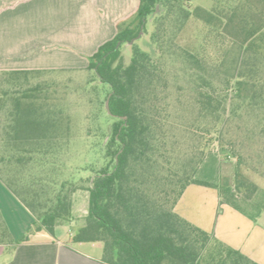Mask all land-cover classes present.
Segmentation results:
<instances>
[{"label":"trees","instance_id":"1","mask_svg":"<svg viewBox=\"0 0 264 264\" xmlns=\"http://www.w3.org/2000/svg\"><path fill=\"white\" fill-rule=\"evenodd\" d=\"M188 1L139 0L136 13L123 20L117 34L90 57L87 69L94 71L95 77L108 88L105 113L113 121L104 133L105 163L88 179L85 223L71 240L102 242V260L108 264H204L202 254L211 240L219 244L216 264H259L175 210L186 188L198 184L218 189L220 206L228 204L257 220L261 210L250 213L240 203L242 198L250 200L257 190V185L242 172L241 160L233 182L218 184L170 167L164 177L162 157L164 160L167 157L160 154L157 130L162 120L157 119L158 106L147 103L140 93L146 80L152 83L153 55L136 40L132 43L130 61L124 62L123 45L146 32L151 19L174 11L182 16L183 25L192 15L186 6ZM194 12L212 26L219 17L201 7ZM187 54L191 60L196 59L192 53ZM51 72H0V177L40 221L38 228L44 227L54 234L58 224L71 220L73 194L78 188L73 180L59 183L44 173L49 163L58 158L59 149L73 141L71 113L65 112L60 103L57 107L54 97L40 85L42 81L31 84L34 76ZM237 76L234 84L237 103L256 105L255 96L249 93L254 90V81L242 74ZM211 98L206 101L213 105ZM213 160L212 172L216 174L218 154ZM243 189L246 196L240 197ZM0 240L12 242L3 222ZM215 260L213 256L208 263L214 264Z\"/></svg>","mask_w":264,"mask_h":264},{"label":"rangeland","instance_id":"2","mask_svg":"<svg viewBox=\"0 0 264 264\" xmlns=\"http://www.w3.org/2000/svg\"><path fill=\"white\" fill-rule=\"evenodd\" d=\"M186 6L192 15L183 25L182 16L173 11L151 19L147 31L135 40L153 55L152 83L146 80L140 93L147 103L158 106L157 119L162 120L157 129L159 150L167 157H162L164 177L170 167L218 184L233 182L241 160L242 172L257 190L248 201L240 198V203L250 213L258 209L261 213L254 220L238 211L264 231V0H189ZM197 7L219 16L214 26L194 12ZM123 47L124 62L128 63L132 43ZM188 52L196 59L191 60ZM240 74L255 83L249 92L256 98L254 106L236 101L234 84ZM95 76L87 68L56 69L31 79L33 85L42 81L40 85L54 97L57 107L73 117V141L59 149L58 158L52 157L55 162H50L44 173L59 183L74 181L78 189L72 218L80 225L88 213V179L105 163L104 133L113 121L105 113L108 88ZM211 96L213 105L206 101ZM216 154L219 163L215 174ZM239 195L246 196V190ZM223 211L219 204L213 228ZM72 229L77 232L78 224ZM218 247L216 241L209 242L202 254L204 264H212L208 261L213 256L216 264Z\"/></svg>","mask_w":264,"mask_h":264},{"label":"crops","instance_id":"3","mask_svg":"<svg viewBox=\"0 0 264 264\" xmlns=\"http://www.w3.org/2000/svg\"><path fill=\"white\" fill-rule=\"evenodd\" d=\"M139 0H0V72L86 69L90 57L134 15ZM213 188L214 191H210ZM77 194H74V204ZM218 189L190 184L176 212L211 232L223 243L264 264V231L223 204ZM0 222L11 241L0 240V264H108L102 242H73L74 218L58 224L55 233L44 227L0 177Z\"/></svg>","mask_w":264,"mask_h":264},{"label":"water","instance_id":"4","mask_svg":"<svg viewBox=\"0 0 264 264\" xmlns=\"http://www.w3.org/2000/svg\"><path fill=\"white\" fill-rule=\"evenodd\" d=\"M141 33H142V32H141ZM141 33H140V35L138 36V38L141 36ZM135 40H136V39H133V40L131 41V43H133ZM107 107L109 108V101L107 102Z\"/></svg>","mask_w":264,"mask_h":264}]
</instances>
